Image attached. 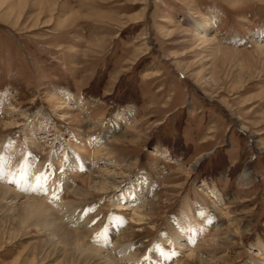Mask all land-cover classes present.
<instances>
[{
  "label": "rangeland",
  "instance_id": "rangeland-1",
  "mask_svg": "<svg viewBox=\"0 0 264 264\" xmlns=\"http://www.w3.org/2000/svg\"><path fill=\"white\" fill-rule=\"evenodd\" d=\"M209 20V40L202 42L196 24ZM261 30L264 0H0V145L25 149L34 123L40 144L34 154L49 167L54 152L53 170L64 179L66 158L57 156L75 149L78 134L85 142L101 137L123 162L98 169L114 170L118 182L125 177L123 187L145 172L155 196L138 222L113 204L121 185L91 189L80 206L84 219L107 230L111 218L126 220L141 256L161 251L166 260L172 247L161 236H171L186 198L196 209L203 200L218 227L210 248L215 264H261L264 54L251 43ZM56 89L76 98L71 109ZM87 174L57 186L65 200L79 203L67 189H85ZM121 228L118 237L127 227ZM32 229L24 233L0 209V264L46 263L45 237ZM189 254L180 252L183 261Z\"/></svg>",
  "mask_w": 264,
  "mask_h": 264
},
{
  "label": "bare ground",
  "instance_id": "bare-ground-1",
  "mask_svg": "<svg viewBox=\"0 0 264 264\" xmlns=\"http://www.w3.org/2000/svg\"><path fill=\"white\" fill-rule=\"evenodd\" d=\"M210 20L207 23L197 22L196 24L195 37L202 42L209 40L208 30L213 24ZM251 43L255 46V51L258 54H264V31L254 33L251 37ZM57 94L63 95L65 99L64 108L71 109V102L76 98L69 91L62 89H56L55 95ZM3 101L1 100V103ZM77 105L81 109L85 108L81 101H78ZM130 114L132 115L131 111ZM126 115L123 113L121 117ZM34 125L33 123L26 131L27 146L25 149L14 152L13 147L0 145V147H7V154L4 155L0 152V159L3 158V170L0 174V209L8 213V217L11 219L16 218L24 233H30V230L34 228L36 234H39L38 237H45L40 252V256H43L46 261L45 264L48 263V260L57 264H170V259L180 262V264H185V262L188 264H215V256L210 248H214L216 242L214 237L217 236L218 227H212L211 213L203 200L199 202L196 209L191 207L189 198H186L177 213L175 227L170 228L171 236H161V239H170L168 242L164 241L172 247L171 252L166 255L171 258L166 260H161L162 256L165 258V254L160 253L161 251L157 257L154 255L142 257L140 242L134 236V226L131 223H126V220L111 218L107 230L104 229L101 222L94 223L90 217L84 219L83 210L80 206L92 193L91 189L100 187L102 192L114 190L120 187L121 184H118L123 183L125 179L122 177L118 182V173L108 168L99 167L98 169L97 166L103 162L107 165H109L107 162H111L120 166L123 157L117 156L107 148V144L101 137L94 139L91 137L87 139L88 142H85L83 139L85 135L77 133L80 141L75 149L57 156L58 158L64 156L66 158L65 164L61 168L64 175L63 179L62 175L57 174L58 171L54 172L53 170L52 162L55 163L56 159L54 152L48 156L51 164L49 167L34 154V151L40 148L33 128ZM90 146L93 150H88ZM2 152L4 153V150ZM87 152L91 153L93 157ZM94 159L97 161H93ZM84 170L89 171V174L81 176L83 178L82 184L87 189L75 184L71 189H67L69 194L77 197L79 203L75 204L71 200H65L57 186L62 184L61 182L65 185L72 184L74 179L79 178L78 175ZM44 178H46V183ZM98 180L100 181L97 182ZM12 182L17 184L18 191L9 185ZM25 184L27 186L22 188ZM153 189L154 187L147 182L145 172H142V175L139 174L137 179L129 181L127 186L121 185L114 193L113 204L117 205L119 210H131L133 217H136L135 221L142 222L148 216V207L151 205L149 199L151 195L155 196L151 194ZM215 198V202L220 206L222 197L217 195ZM21 200L23 201L22 204L19 203ZM4 216L6 217V215ZM101 218L102 220L106 219V217ZM13 222L15 223L14 220ZM115 222L116 224H114ZM233 223L232 225H234ZM125 225L127 228L122 230L118 237L116 231H120L121 227ZM99 226L100 228H98ZM91 236L95 239H90ZM260 244L264 243L259 241L258 244L260 254L263 257L261 264H264V245L261 246ZM181 251H190L184 261L180 256ZM205 254H210L209 261L203 258ZM60 258L63 260L61 261Z\"/></svg>",
  "mask_w": 264,
  "mask_h": 264
},
{
  "label": "snow or ice",
  "instance_id": "snow-or-ice-1",
  "mask_svg": "<svg viewBox=\"0 0 264 264\" xmlns=\"http://www.w3.org/2000/svg\"><path fill=\"white\" fill-rule=\"evenodd\" d=\"M2 170H3V160L0 159V174H2ZM45 179V183H46V178ZM17 183H19V181H17ZM38 183H39V179H38ZM172 255H175V253H172Z\"/></svg>",
  "mask_w": 264,
  "mask_h": 264
}]
</instances>
